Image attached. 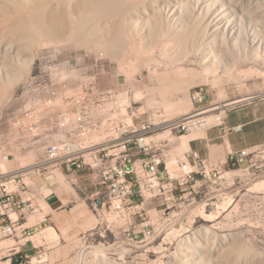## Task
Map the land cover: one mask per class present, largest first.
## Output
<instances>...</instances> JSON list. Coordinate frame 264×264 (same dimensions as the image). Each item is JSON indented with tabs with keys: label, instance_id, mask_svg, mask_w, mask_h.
<instances>
[{
	"label": "rangeland",
	"instance_id": "1",
	"mask_svg": "<svg viewBox=\"0 0 264 264\" xmlns=\"http://www.w3.org/2000/svg\"><path fill=\"white\" fill-rule=\"evenodd\" d=\"M114 1V6L120 3L118 8L105 4L107 11L101 10L98 17L104 30L108 26L114 30L106 29L104 34L118 37L119 43L113 49L107 47L106 35L98 33L90 15L86 18L91 27L89 34L69 32L64 40L49 34L51 29L34 39L16 28L7 31L0 26V65H5L0 75V85H4L0 87L4 92L0 95V173L23 170L20 174L27 183L32 173L39 182L58 178L76 189L83 202L76 213L87 229L69 242L60 234L49 235L47 231L53 229L47 226L21 244L44 245L40 249L48 264H54L53 255L60 250L69 257L55 264H169L170 254L184 241L204 245L200 264H264V171L255 167L249 171L228 167L221 173L213 172L199 192L194 191L195 203L191 205L188 202L192 195L183 197V192L177 190L176 198L169 201L146 196L139 200V207L128 202L119 209L106 202L105 194L90 199L56 168H31L43 157V150L27 145L33 136L18 134L12 118L33 100L40 81L50 83L53 78L56 86L66 82L81 91V80L96 75L100 88L128 98L138 111L135 122L149 119L155 124L193 111V93L200 87L207 92L208 100L204 101L214 107V111L202 115L208 125L220 122L226 110L245 104L248 98L264 96V45L259 49L253 42V33L261 30L257 42L264 44V0H190L185 5L174 1L176 6L170 11L165 5L167 0H135L133 5ZM53 4L64 11L58 9L60 17L63 14L65 20H73L68 11L65 13L66 4ZM207 13L208 22L219 25L216 29L243 26L245 42L242 40L239 47L231 41L221 45L212 36L206 37L203 25L207 21L200 24V15ZM135 60L137 65L132 64ZM92 64L94 67L89 69ZM204 130L185 134L162 126L155 134L172 164L189 150V140L201 136ZM88 191L91 193L93 188L88 187ZM96 199L100 200L97 206ZM37 217H31L32 223ZM134 225L139 230H153V237L145 239L142 232H135ZM11 242V247L16 244ZM21 247L27 249L26 245ZM8 249L4 251L8 253ZM33 253L28 260L34 259Z\"/></svg>",
	"mask_w": 264,
	"mask_h": 264
},
{
	"label": "built area",
	"instance_id": "2",
	"mask_svg": "<svg viewBox=\"0 0 264 264\" xmlns=\"http://www.w3.org/2000/svg\"><path fill=\"white\" fill-rule=\"evenodd\" d=\"M52 79L50 83L37 84L33 100L13 115L12 126L20 135L33 136L27 145L43 150V157L31 168L58 169L68 182L92 200L105 194L106 202L115 209L128 202L139 207L141 198L152 196L169 201L176 198L175 191L179 190L183 197L192 195L188 202L191 205L195 203L194 191L199 192L198 188L213 172L221 173L228 167L245 171L255 167L264 171V143L230 154L223 165H209L193 150L184 152L183 158L170 164L168 154L162 149L163 142L155 133L162 126L185 134L206 128L208 121L202 115L214 107L197 106L208 98L204 87L193 93V111L167 123L163 120L161 125L149 119L135 122L138 111L128 98L112 89L100 88L96 75L81 80V91L70 88L66 82L56 86ZM257 97L260 96L248 99ZM20 172L23 170L0 173V238L26 240L34 235L22 219L36 213L38 208ZM88 187L93 188L91 193ZM94 204L99 205L100 200L96 199ZM133 227L145 239L153 237V230ZM22 245L18 241L8 253L3 252L0 262L48 264L40 249L44 245L25 244L27 249ZM29 251L34 252L36 260H28ZM14 259L17 263H13Z\"/></svg>",
	"mask_w": 264,
	"mask_h": 264
},
{
	"label": "crops",
	"instance_id": "3",
	"mask_svg": "<svg viewBox=\"0 0 264 264\" xmlns=\"http://www.w3.org/2000/svg\"><path fill=\"white\" fill-rule=\"evenodd\" d=\"M208 104V101H204L200 106ZM219 120L218 123L208 125L201 136L189 140V150L197 151L201 158L212 166L225 164L230 154L234 152L264 143V96L250 99L241 106L226 110ZM28 178L30 183H27L25 178L24 181L27 183L29 192L32 194V201L38 211L27 214L22 219V223L24 226L31 227L33 237L47 226L69 242L75 241L87 231L83 227V218L76 213L78 207L83 205L79 191L69 188L58 178L53 181L39 182L38 177L32 173ZM38 215L43 217L38 218ZM31 217H37L38 220L32 223ZM19 238H0V260L4 250L11 247L12 240L22 243L23 240ZM53 257L55 264L69 256L65 257L60 250ZM9 263V260L0 262V264Z\"/></svg>",
	"mask_w": 264,
	"mask_h": 264
},
{
	"label": "bare ground",
	"instance_id": "4",
	"mask_svg": "<svg viewBox=\"0 0 264 264\" xmlns=\"http://www.w3.org/2000/svg\"><path fill=\"white\" fill-rule=\"evenodd\" d=\"M55 1H60V2H63L64 4H66L67 7H65V9H64L65 13L67 14V11H68V14L70 13V17L73 16V18H72L73 20H71V18L68 19L69 21L65 20L66 15L63 16V14H62V17L59 16L60 15L58 13L59 8H57V6H54V4H53ZM113 1H110V0H0V26L7 31L8 30L12 31V29L16 28L17 29L16 31H19L20 33H22L25 36H29V38L31 36L34 39H35L36 35L39 36V33H41V35L44 32L49 33V29H51L52 33H49V34L53 35V37L57 38V40H58V38L64 40V39H67L65 37H67L66 34H68L69 32L73 33L75 31H82V32L87 31L86 33H88V31H90L91 27H88L90 22H87L86 18L91 16L90 18L92 19V21L96 22L97 29H99V30H97L98 33L101 34V32H99V31H102L103 32L102 35H103L106 29L109 30V29H112V27L110 28V26H108V28H105V30H104L103 27L99 25V18L98 17L100 16L101 10L107 11L106 9L104 10L105 4H107L109 6V8H110V6H112V7L114 6V4H112ZM119 1H121V3L123 5H130V4L133 5L132 2L135 3V0L134 1L133 0H119ZM174 1L176 2V4L178 3V5H185L190 0H167L165 2V5L169 11H170V9H172L173 6H176L175 4H173V3H175ZM117 6H114V7H117ZM121 6H120V8H121ZM112 7H111V9H112ZM66 8L68 10H66ZM232 10H233V8H232ZM62 13H64V11ZM84 14H86L85 19H84ZM201 15H202V11H201ZM201 15H200V17H201L200 19H202V20H201L200 24H204L203 23L204 19L207 21L206 24L203 25L204 26L203 31H204V34H206V37L212 36V40H216L217 42H221L222 43L221 45H228L229 41L235 43V45H237L238 47L242 45L241 41L242 40L244 41L243 35H244V33H246V32H244L245 29H243V26H240L239 29H236L234 26L227 25V27L224 26L223 29L219 30V29L215 28V26H219L217 23L216 24L213 23L214 24L213 25L212 22H208V18L210 19V15L208 13L206 15H204V17ZM67 17H69V15ZM101 18H103V17H101ZM125 24H127V23H125ZM125 24H124V26H126ZM74 25H76L77 27L74 28ZM117 29H115V30H117ZM94 30L96 31V29H94ZM123 30H125V29H123ZM227 32L229 35L227 34ZM47 33H44V34H47ZM108 33H110V32H108ZM115 33H117V31ZM124 33H126V32H124ZM129 33L131 34V31ZM254 33H256V34H254ZM254 33H253V42L256 43L254 45L257 48L259 47V49H260L261 45H264V44H262V42L260 40L257 42L258 38L260 37L261 30L255 31ZM105 35L106 34H104V36ZM70 36H71V34H70ZM86 36H88V38H89V35H86ZM122 36L123 35H121L120 37H122ZM125 36H127V35H125ZM53 37L50 36V38H53ZM106 37L107 38L105 40H106V43L108 45L107 47H110L113 49L117 46V43H119L117 41L118 37L115 38L116 36L113 39L110 37V35H106ZM81 38H82V36H81ZM119 39H121V38H119ZM88 40H90V39H88ZM100 40H103V39H100ZM245 40H247V39H245ZM122 41H124V40H122ZM97 42L100 45L99 41H97ZM129 42L130 41H128V43ZM132 43L133 42L131 40V45H132ZM120 45H122V44H120ZM217 45H219V44L217 43ZM221 47H223V46H221ZM116 49H118V48H116ZM259 49H257V50L259 51ZM132 50H133V48H132ZM135 62H136V60H135ZM1 64H2V62H1ZM132 64L137 65V62L136 63L133 62ZM4 66H5L4 64L0 65V75L5 70ZM128 66H130V65H128ZM132 66L134 67V65H132ZM207 68L212 70V68L209 66ZM129 69H130V67H129ZM135 69H137V68H135ZM133 70H134V68H133ZM8 78H9V76H8ZM0 87L4 88V85H2V86L0 85ZM2 90L3 89L0 88V95L2 93H4ZM3 95H5V94H3ZM3 95H2V97H3ZM211 110H213V109H211ZM263 184H264V181H263L262 185ZM257 185L261 186L260 183ZM47 232H49L48 233L49 235H53V236H54V234H57L54 229L52 231H47ZM202 248H204V245L202 243L197 242V241L196 242L184 241L182 243V245H180V248L177 251L172 252L170 254V259H169L168 263L169 264H200L202 261L201 260V255H202L201 252L202 251L200 249H202ZM199 252H200V254H199ZM103 257H105V255Z\"/></svg>",
	"mask_w": 264,
	"mask_h": 264
},
{
	"label": "trees",
	"instance_id": "5",
	"mask_svg": "<svg viewBox=\"0 0 264 264\" xmlns=\"http://www.w3.org/2000/svg\"><path fill=\"white\" fill-rule=\"evenodd\" d=\"M13 263H17V260H16V259H14V260H13Z\"/></svg>",
	"mask_w": 264,
	"mask_h": 264
}]
</instances>
